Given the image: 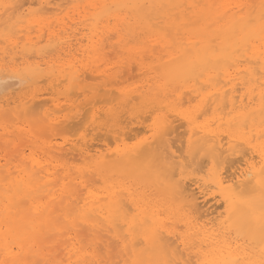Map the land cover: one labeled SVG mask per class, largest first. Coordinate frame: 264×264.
Listing matches in <instances>:
<instances>
[{
	"label": "bare ground",
	"instance_id": "1",
	"mask_svg": "<svg viewBox=\"0 0 264 264\" xmlns=\"http://www.w3.org/2000/svg\"><path fill=\"white\" fill-rule=\"evenodd\" d=\"M16 1L0 0V21ZM70 3L87 30L78 49L89 73L33 62L26 76L66 81L68 101L107 102L75 121L105 147L85 139L50 154L77 152L80 167L0 164V264H264V0ZM104 30L115 35L118 69L145 76L140 86L118 87L121 74L96 66ZM48 37L57 58L70 53ZM36 44L23 49L47 51Z\"/></svg>",
	"mask_w": 264,
	"mask_h": 264
},
{
	"label": "rangeland",
	"instance_id": "2",
	"mask_svg": "<svg viewBox=\"0 0 264 264\" xmlns=\"http://www.w3.org/2000/svg\"><path fill=\"white\" fill-rule=\"evenodd\" d=\"M25 1L17 0L13 6L9 7L6 10L4 22L0 21V41L3 42H0V97L7 91L11 92L8 97L9 103H0V164L3 163L2 165H4V167H9L11 168V170H14L15 165L25 164L31 158H35L41 161L44 165L51 163L53 165L58 164L60 165V168L61 164L64 163L66 166L80 167L86 160L81 159L77 155V152H75L76 156L75 154L73 155L74 151L72 153L66 154L67 156H60L59 154H56V156L52 157L51 155L58 150V147L66 149L70 147V144L79 143L78 145H80L82 141L86 142V140L87 144H89L90 141L92 145L94 144L96 147L100 145L98 148L102 147L104 149L105 146H101L105 144L104 139L100 140L102 138H98L93 134L96 130L90 131L88 130L90 128L85 129L83 127H80V125H75L76 122L79 121L78 119H80V114H82V112L84 113V110L85 115L87 112H89L88 115L90 116L93 111H96L97 109L103 107L107 104V102L103 100L104 102L101 103L102 100L100 101V99H98L97 101L95 99L96 101L93 100V102L90 101V103H88L86 97L82 95L73 100L74 97H76L74 96L72 98V101H68L65 98L64 91V89L66 88V81L62 82L61 80L58 85L57 81L56 83L52 79L43 76L44 78H41V80L43 79L42 81L39 79V81L35 85H32L31 78L26 76L25 68L33 62L40 63L39 65L42 69H46L48 66H50V64L54 67H67L66 65L70 63L80 71H86L87 73H89V71L86 69L88 67H91L92 64L82 68L80 60L84 57H82L81 51L78 49L79 44L82 45L87 42V30L82 29V17L78 15L76 11L72 10V4L70 3V0H68V2L66 0H51L52 2L50 0ZM73 2H77L79 5H81L84 3V0H73ZM55 8L58 9L56 10ZM34 18H40L42 20L41 26H38L36 24L34 25L30 22V20ZM49 30H52L58 37H61V40L65 39L72 45L70 46L69 54L62 53L57 58L55 50L53 48L47 47L46 44L50 43L48 39ZM6 32H9L8 34L13 35V38L15 39L14 44H11V41L7 40L9 39L8 37L6 39V36L2 35V33ZM99 38L103 46L105 45V43L107 46H104L102 59L96 63V66L99 67V70H106L108 73H114L118 76L121 74V78H119L118 81L119 84H117L118 87H136L138 84V86H140L144 82L143 77L145 76L135 67L134 70L133 64V66L131 67L133 70L130 69L129 72L118 69V53H116L115 51L117 49L116 47L114 49L112 47H109L110 42H114L116 39L114 33L112 31L104 30L102 34L100 33ZM30 40L31 42H37L36 47L42 48L40 50L41 52L43 51V49L44 51H46L47 49V51L43 54H36L35 52L28 53L27 51H24L23 47L27 48L28 42ZM131 43L133 44L135 42ZM29 54L33 56H30ZM14 57H16V59ZM123 71H125V73ZM137 72L140 73V75H138ZM130 74H132V77ZM128 76H130V78ZM125 78L128 79L126 80ZM99 81L100 78H86V82L88 83H97ZM11 87L14 89H12ZM34 93L36 96L34 97L33 101L37 100L35 102L31 100V95ZM0 99L4 100L5 98L3 97ZM93 103L94 105H92ZM27 109H29V111ZM7 111H9L10 114ZM26 112L30 113L27 115ZM5 113L8 115V118ZM2 114L5 116H3ZM32 118L35 121L41 120L45 124H47L49 121H53V124L46 128L44 127V129H41L40 127L38 128L35 124L33 125L32 122H28V119ZM8 119L9 121H7ZM73 121L76 122L72 124ZM136 124H133L132 126H136L135 129L138 127L141 130L142 125L139 123V125H141L140 128V126ZM72 127L75 129V131ZM38 129L41 130L39 131ZM182 129L183 127L180 126L176 131L178 132ZM73 131L74 133H72ZM177 132H175L174 134L175 136L177 135L176 137H179V132ZM69 133L75 135L71 136L72 134L69 135ZM82 134H86L85 138H83ZM140 134L142 135L141 132L138 135L141 136ZM174 134H172L171 136H173ZM92 135L95 136V139ZM175 136H173V138ZM106 141H108V139H106ZM67 144H69V146H67ZM109 144L113 146V143H111V141L109 142ZM176 144H178V142H176ZM6 145L8 147V150L6 149ZM50 150H53L54 152L52 151L50 153ZM74 156L79 159H75ZM73 157L75 160L73 159Z\"/></svg>",
	"mask_w": 264,
	"mask_h": 264
},
{
	"label": "snow or ice",
	"instance_id": "3",
	"mask_svg": "<svg viewBox=\"0 0 264 264\" xmlns=\"http://www.w3.org/2000/svg\"><path fill=\"white\" fill-rule=\"evenodd\" d=\"M159 134L161 135V136H163L164 135V127L163 126H161L160 128H159ZM262 171H264V169H262ZM228 187L229 188H231L232 187V185H228Z\"/></svg>",
	"mask_w": 264,
	"mask_h": 264
}]
</instances>
